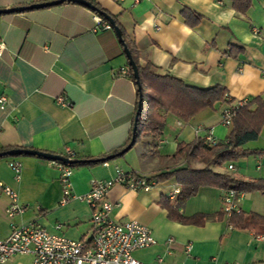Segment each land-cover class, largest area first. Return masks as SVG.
Wrapping results in <instances>:
<instances>
[{
    "label": "crops",
    "instance_id": "1",
    "mask_svg": "<svg viewBox=\"0 0 264 264\" xmlns=\"http://www.w3.org/2000/svg\"><path fill=\"white\" fill-rule=\"evenodd\" d=\"M51 1L55 0H0V10ZM88 1L117 17L141 65L151 63L159 75L190 87L222 86L233 101L264 100V0H251L246 14L237 12L232 0ZM185 10L199 15L201 22L192 27ZM99 17L77 4L0 15L4 45L0 99H6L0 104V153L29 149L65 157L69 150L80 163L109 157L105 164L73 167V196L87 195L93 180H112L118 171L153 179L185 168L183 159H169L179 143L205 140L211 130L221 142L231 130L222 124V103L188 122L160 110L166 124L155 143L145 127L132 149L111 159L129 144L139 97L126 54L110 57L119 51V39L108 34ZM59 97L71 106L61 105ZM244 147L264 150V128L258 140ZM12 160L22 165L20 180L9 166ZM230 164L235 167L232 173L223 166L214 171L244 180L264 179V156L224 165ZM0 183L11 187L20 204L29 207L24 215L10 219L5 212L10 202L0 197V240L10 235L12 224L36 222L54 236L91 241V208L77 199L63 203L56 162L33 156L1 158ZM176 191L180 187L172 178L149 191L115 186L109 192L108 199L117 205L111 218L121 223L136 220L151 229L156 240L151 248L135 253L137 260L142 264H264V240L250 230L232 228L223 214L226 191L202 187L187 200L181 213L205 216L202 226L168 218L161 201L174 199ZM239 208L264 217V193H244ZM8 264L34 263L32 256L17 255Z\"/></svg>",
    "mask_w": 264,
    "mask_h": 264
},
{
    "label": "trees",
    "instance_id": "2",
    "mask_svg": "<svg viewBox=\"0 0 264 264\" xmlns=\"http://www.w3.org/2000/svg\"><path fill=\"white\" fill-rule=\"evenodd\" d=\"M93 4L102 12L108 14L101 6L95 2ZM232 4L237 12L246 14L251 7V0H232ZM108 15L114 20L116 27L121 32L122 38L128 46L139 72L141 91L139 92L137 87V92L139 100L141 99L142 101V107L138 116L135 143L131 149L139 142L145 127L152 143H155L160 130H162L166 124L165 116L160 114V110H164L166 114L174 115L183 122H188L192 117L205 109H214L219 103L223 105L230 103V101L226 99L228 92L222 86H215L206 90L190 87L174 77L159 75L151 63H147L144 66L141 65L134 50L126 40L117 17L110 14ZM183 15L187 23L192 27L197 26L201 22V17L199 15L188 10H185ZM101 18L105 23H108L104 17L101 16ZM110 27V30H106L108 34L117 37L114 27L111 25ZM118 50L117 53H115L116 50L111 53L109 52L110 57L119 53H125L124 47L119 40ZM129 67L131 77L136 84L130 62ZM252 107H254V109ZM263 128L264 100L257 97L249 102L247 101V104L239 109L230 127V133L225 141L218 142L214 146L206 143L204 139H197L190 144L179 143L177 153L169 159L177 162L183 159L187 166L171 173L161 174L152 179L158 184L175 178L180 187V191L174 199L164 198L161 201V205L168 212V218L184 225H204L205 216L196 215L194 217H186L181 213V209L185 206L187 200L196 196L202 187H212L224 191L233 190L239 194L254 192L264 193V179L244 180L236 175L214 171V168L222 167L228 162H237L240 159L251 156L263 157L264 150H250L244 148L247 143L258 140ZM132 136L133 135H131L129 144L132 140ZM129 144H127V146ZM121 151H117L116 155L112 156L113 159L123 155ZM107 160H109V157L87 160L82 163H74L72 167L83 165L92 166L101 163L105 164ZM194 163L203 164L204 167L197 168L194 166ZM228 223L232 228L250 230L258 236H264V217L258 214H247L243 211L240 213H232L231 216L228 217Z\"/></svg>",
    "mask_w": 264,
    "mask_h": 264
},
{
    "label": "built area",
    "instance_id": "3",
    "mask_svg": "<svg viewBox=\"0 0 264 264\" xmlns=\"http://www.w3.org/2000/svg\"><path fill=\"white\" fill-rule=\"evenodd\" d=\"M123 1V0H116ZM141 0H134L139 3ZM102 22V18H98ZM105 29L111 27L107 23ZM4 50V45L0 43V56ZM221 112L222 124L231 127L239 109L247 104V101H232L229 95ZM5 98L0 99V104L5 102ZM61 105L71 106L63 97L58 98ZM179 126H182L179 123ZM206 143L211 146L218 142L213 137L212 130L205 137ZM75 153L67 151L66 163L56 162L60 170V182L63 187V203L70 199H77L89 204L91 208L92 239L89 243L84 241H72L65 237L52 235L45 228L36 222L17 226L12 224L10 235L0 240V264H8L11 258L17 255L32 256L34 264H142L135 258V253L151 248L156 244L151 229L136 220L117 222L111 218L114 208L117 206L109 199V192L115 186L124 187L130 191H149L156 182L152 179L123 173L118 171L112 180H93L87 195L73 196L70 190V179L74 168L71 161L74 160ZM17 180L21 179L22 165L18 161L12 160L9 163ZM228 171H235L233 164L228 166ZM179 191H176L175 195ZM244 193H237L233 190L226 191L223 199L222 211L226 217L232 213H240L239 201ZM6 197L9 205L6 208V215L10 219L24 215L29 207L19 202L18 194L9 186L0 183V197ZM61 225L56 228L61 229ZM264 240V236H260Z\"/></svg>",
    "mask_w": 264,
    "mask_h": 264
},
{
    "label": "water",
    "instance_id": "4",
    "mask_svg": "<svg viewBox=\"0 0 264 264\" xmlns=\"http://www.w3.org/2000/svg\"><path fill=\"white\" fill-rule=\"evenodd\" d=\"M65 3H72V4H77V5H82L96 13H98L100 16L104 17L108 23L114 27V30L116 32V35L120 41V43L123 45L124 47V52L130 62L131 68L133 70L134 73V77L136 79V84L138 87V91H141V85H140V81H139V72L137 69V65L135 63V61L133 60V56L128 48V46L125 44V41L122 38L121 32L119 31V29L116 27V24L114 22V20L106 13L102 12L101 10H99L92 2L88 1V0H55V1H51V2H45V3H37V4H32L30 6L27 7H17V8H12V9H3L0 10V15H5V14H14V13H19V12H25V11H31V10H39V9H45V8H51V7H55V6H59V5H63ZM142 107V101L141 99L138 102V109H137V113H136V117H135V121H134V127H133V132H132V140L130 142V144L121 152V154L126 153L127 151H129L131 149V147L134 145L135 143V134L137 131V123H138V116H139V112L141 110ZM18 156H33V157H39L48 161H54V162H62V163H66L68 160L60 155H54L51 153H45V152H40V151H34V150H29V149H14V150H10L4 153H0V159L1 158H5V157H18ZM111 159H113V157H110ZM79 161H71V164L77 163Z\"/></svg>",
    "mask_w": 264,
    "mask_h": 264
},
{
    "label": "rangeland",
    "instance_id": "5",
    "mask_svg": "<svg viewBox=\"0 0 264 264\" xmlns=\"http://www.w3.org/2000/svg\"><path fill=\"white\" fill-rule=\"evenodd\" d=\"M260 143H258V145H259ZM257 145V146H258ZM245 149H250V150H256V149H252V148H249V147H244ZM252 157V156H251ZM251 157H248V158H251ZM241 160H243V159H240V160H238L237 162H235V164L236 165H238L239 164V162L241 161ZM194 166L195 167H197V168H202V167H204V165L203 164H200V163H194ZM223 169L224 170H227L228 169V165H223ZM227 173V172H226ZM232 173V172H231ZM244 212V211H243Z\"/></svg>",
    "mask_w": 264,
    "mask_h": 264
}]
</instances>
